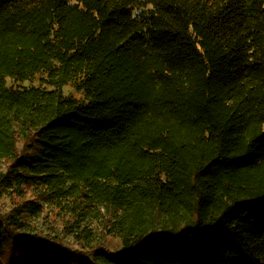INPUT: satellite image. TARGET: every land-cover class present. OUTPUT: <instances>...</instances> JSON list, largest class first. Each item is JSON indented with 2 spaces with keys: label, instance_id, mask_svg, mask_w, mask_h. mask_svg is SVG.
Instances as JSON below:
<instances>
[{
  "label": "trees",
  "instance_id": "trees-1",
  "mask_svg": "<svg viewBox=\"0 0 264 264\" xmlns=\"http://www.w3.org/2000/svg\"><path fill=\"white\" fill-rule=\"evenodd\" d=\"M0 264H264V0H0Z\"/></svg>",
  "mask_w": 264,
  "mask_h": 264
},
{
  "label": "rangeland",
  "instance_id": "rangeland-1",
  "mask_svg": "<svg viewBox=\"0 0 264 264\" xmlns=\"http://www.w3.org/2000/svg\"><path fill=\"white\" fill-rule=\"evenodd\" d=\"M27 85V82L23 83ZM64 90L70 91V88L66 87ZM33 224L36 227V230L43 235H56L62 238L66 244L70 247L78 246V238L75 234L67 232L65 229L64 221L54 212L50 210H44L39 216L32 218ZM91 226L94 229H98V222H91ZM108 247L111 250L118 249L120 247V242L116 238H109Z\"/></svg>",
  "mask_w": 264,
  "mask_h": 264
}]
</instances>
